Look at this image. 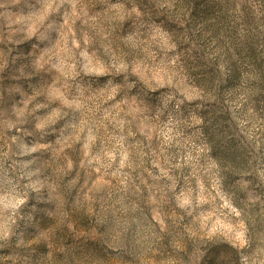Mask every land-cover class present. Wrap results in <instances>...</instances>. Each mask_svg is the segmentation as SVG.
I'll return each mask as SVG.
<instances>
[{"label":"rangeland","instance_id":"rangeland-1","mask_svg":"<svg viewBox=\"0 0 264 264\" xmlns=\"http://www.w3.org/2000/svg\"><path fill=\"white\" fill-rule=\"evenodd\" d=\"M223 244L264 264V0H0V264Z\"/></svg>","mask_w":264,"mask_h":264},{"label":"trees","instance_id":"trees-1","mask_svg":"<svg viewBox=\"0 0 264 264\" xmlns=\"http://www.w3.org/2000/svg\"><path fill=\"white\" fill-rule=\"evenodd\" d=\"M216 140V138H214ZM235 147L229 146L222 153L227 157H234ZM237 263V253L228 244H223L220 247H215L211 251V257L208 260V264H236Z\"/></svg>","mask_w":264,"mask_h":264}]
</instances>
